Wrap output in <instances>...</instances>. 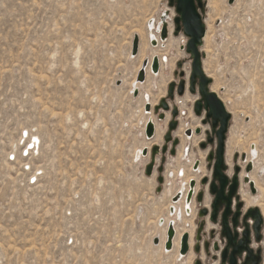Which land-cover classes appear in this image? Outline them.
<instances>
[{
    "label": "rangeland",
    "instance_id": "374dc122",
    "mask_svg": "<svg viewBox=\"0 0 264 264\" xmlns=\"http://www.w3.org/2000/svg\"><path fill=\"white\" fill-rule=\"evenodd\" d=\"M173 14L168 0H0V264L199 259L194 246L193 261L191 252L181 258L180 247L167 253L165 244L158 246L167 218L183 227L196 212V203L187 216L185 202L172 199L187 175L197 181L212 175L207 157L214 146L206 151L200 142L210 126L201 122L203 134L191 140L181 131L182 156L160 152L153 176L146 175L152 149L166 144L172 119L171 112L169 121L159 119L166 112L155 114V107L164 99L171 109L181 105L185 135L200 120L193 113L199 95H168L171 83L191 74L187 36L173 30L160 47L149 42V22L156 32L160 24L173 25ZM203 18L209 28L200 48L203 67L232 115L229 173L241 170L242 197L247 194L254 202L247 206L264 213V0H216ZM155 56L167 57L161 73L159 66V75L150 72L133 87L144 60ZM150 117L157 129L147 141ZM198 162L202 167L195 171ZM173 206L181 220L171 215Z\"/></svg>",
    "mask_w": 264,
    "mask_h": 264
},
{
    "label": "flooded vegetation",
    "instance_id": "af4514ba",
    "mask_svg": "<svg viewBox=\"0 0 264 264\" xmlns=\"http://www.w3.org/2000/svg\"><path fill=\"white\" fill-rule=\"evenodd\" d=\"M168 1H169L170 6L174 9V12H175V14H173V25L170 23H167V22L163 23V25L160 24V26L158 27V29H161L160 36L157 33V31L156 32L154 31V33L157 35V38L159 39V46L158 47H160L162 45V43L160 42V38H161L162 29L164 26L167 27V30L169 33V35H168L169 38L172 36L173 30H174V34L177 33V35H180V34L185 35V28H184V24H183L184 22L182 20L181 15H179L177 12L178 0H174L173 5H171L170 0H168ZM206 2H207L206 0H201L202 6H200L198 0H194L195 8H196L197 12L201 15L203 21H204L203 14L205 13L206 8H207ZM171 29H172V31H171ZM188 43H189V38H188L187 45H188ZM187 45H186V49H187ZM149 59L152 60V58H149ZM160 61H161V58H160ZM162 61L167 63V59H166V61H164V60H162ZM162 61H161L160 73L162 70ZM191 75H192V70H191V74H190L188 80H187V77H184V75H181V77L183 79H181L179 83H175V89H174L175 91H174L173 96H169L170 98H175L176 94L178 95V93H177L178 86L182 81L185 83V92L182 96H179V95L178 96L184 97V96H186L188 90L190 92ZM198 89H199V80L197 79L196 84H195V93L193 95H199V98L194 99L195 102H194L193 113L195 114L196 117H200L199 118L200 120L198 121L199 123H197V125H198L197 129H201L200 135L203 134V132L205 130V128L202 125H207V126H210V128H211V131L206 134L207 140L205 141L204 139H202L200 141L201 144L207 143L206 149H208L209 146H214V151H210L208 154V157H207V162H208L209 155L211 153H216L217 138H216L215 133H213L211 120L207 119V117H206L207 112L205 111L204 104H203V108L201 110V115L197 116L195 113L196 103L202 99L200 94H199ZM174 108H177L178 115L175 118V121L177 122V129L175 131H173V137H174V139H178L179 137L181 138V140L179 139V145L176 148V155L175 156H177L178 155V148L183 142L180 132L183 131V135L187 139L191 140L195 136L194 134H195V131L197 129L196 130H194L195 128L194 129H188V130L193 131L191 138L188 137L187 134L185 135L184 134L185 128L183 130H181L182 125H180V121H181V116H186V113L181 111V105H180V107L175 106ZM174 108H172L170 110V112ZM163 114L166 115V118H167L166 121H169L170 120V119L168 120L169 112H166ZM171 118H172V114H171ZM171 121H173V118L169 122H171ZM205 121H206V124H204ZM201 122H202V125H201ZM197 125H196V127H197ZM202 136H200V137H202ZM210 138L214 139V143H212V144L208 143V139H210ZM170 144H171V146H170ZM170 144H168V145L165 144V145L160 147L161 150L164 146L168 147V152L166 154H163V155L167 156L168 153L170 154V149L172 148V143H170ZM206 149H203V150H206ZM161 154H162V152H161ZM225 157H226V167H227L225 174H226L227 178L229 179V183L226 187L225 194L223 195V197L219 200V202L217 204H216L217 195L216 194L213 195L211 193V185L213 183H216V185L219 187V182L214 180V164L213 163L208 162V164H209L208 167H209V169L212 170V175H210V176L204 175V176L200 177L199 181L192 180V181L196 182V186L194 188V194L191 198L190 203L191 204L196 203V207H195L196 219H195L194 223L197 227L195 235L193 237V241H194L193 246H194V248L197 244L200 246L199 252H196L194 250L195 254L198 255V257H199V259L196 260L194 264H196V262H199V264H205L204 263L205 259L212 260L213 264H264V251H263V246H264V215H263V212H261V210L257 207L250 208L247 206V203L244 201V199L242 197L243 189H242V173H241V170L239 169V172L236 173V169L238 168L237 167L233 174L229 173L230 172L229 171L230 166L227 163V158H228L227 151L225 153ZM156 163L157 162H155V164ZM195 166H196L195 168L197 171L200 170L199 167H202V166H200L199 162L197 164H195ZM235 176L238 177V185L236 187L234 195L230 198V201H229V200H227V197H229L230 187L233 183V179ZM205 178L208 179V182L206 185L202 186L201 181ZM250 181L255 183V181H253L251 178H250ZM190 185H191V183H190ZM198 185H199L200 189L198 188ZM255 187L257 189L256 183H255ZM196 188H198L199 190L196 191ZM190 190H191V188H190ZM190 190L188 189L187 192L189 193ZM201 192L204 193L203 200H202V202H198L197 197H198L199 193H201ZM188 193H186L187 197H188ZM176 197H180L178 201L174 200ZM208 197H209V202H210L209 206H207L205 204L206 199ZM181 199H182L181 195L180 196L176 195L175 197H173L174 202H180ZM193 204H192V208H193ZM215 204L217 206V210H216L215 220L212 221V217L215 213V209H214ZM256 209H259L260 216H261L260 218L258 217V214L256 213ZM202 210H207V215L201 217L200 213ZM198 219L202 220L201 223H199V225L197 224ZM202 226H203V228H202V231L200 233L201 240L198 241L197 240L198 233L201 230ZM186 234L189 235V251L185 256H187L191 252V249H192L191 248V235L189 232L183 233V235L181 237V246H182L183 236ZM175 237H176V231H175V236L173 237V247H174ZM167 242H168V232H167L166 243ZM166 243H165V247H166ZM172 250H173V248H172ZM180 250H181V247H180ZM182 256H184V255H182Z\"/></svg>",
    "mask_w": 264,
    "mask_h": 264
},
{
    "label": "water",
    "instance_id": "95a60500",
    "mask_svg": "<svg viewBox=\"0 0 264 264\" xmlns=\"http://www.w3.org/2000/svg\"><path fill=\"white\" fill-rule=\"evenodd\" d=\"M236 0H229L230 4H234ZM174 0H170L171 5H173ZM200 6H202L201 0H198ZM177 12L179 15H181L184 28H185V35L189 38V43L187 45V53L192 58V75H191V84H190V92L192 94L195 93V84L197 79L199 80V94L201 96V100L196 103L195 106V113L197 116L201 115V110L204 108L207 112V119L211 120L212 122V129L213 133H215L217 138V149L216 153H211L208 158L209 163L214 164V180L219 182V187L216 185V183H213L211 185V193L214 195L216 194V204L219 202V200L223 197L225 194L226 187L229 183V179L227 178L225 171L227 169L226 167V147H227V135L229 133V126L232 121V115L231 113L226 109L225 104L221 101L219 96L213 92L210 88L212 84V80L207 76L205 73L204 67H203V60H202V53H201V47L203 45L204 38L206 36V25L204 21L202 20L201 15L197 12L194 0H178V9ZM169 33L167 30V27L164 26L161 32V39L166 40ZM177 35V33H175ZM139 38L138 36L135 37L133 41V56H136L139 51ZM159 66L160 62L158 58H155L152 63V71L157 73L159 72ZM146 78V73L144 70L139 72L138 75V81L144 82ZM175 89V83H171L169 86L168 95L173 96ZM138 91H135L137 93ZM185 92V83L182 81L178 86V95L182 96ZM163 109L165 112H170L171 108L170 105L166 102V100H162L160 103V106L155 107V114H158L159 110ZM146 110L151 111V105H146ZM173 121L169 123L168 126V132L165 135V143L168 145L172 143V148L170 149V154L172 156L176 155V148L179 145V139H174L173 137V131L177 129V122L175 121V118L178 115L177 108H174L171 111ZM159 119L165 120L166 115L160 114ZM206 124V121L204 122ZM155 124L150 121L147 125L146 129V136L149 139H153L155 137ZM188 136H191L193 134V131L188 130L187 132ZM201 129H197L195 131L196 135H200ZM208 143L212 144L214 143V139L210 138L208 139ZM202 149L207 148V143L201 144ZM162 152V154H166L168 152V147L164 146L161 150L159 146H156L152 149L151 155L153 157L152 162L148 165L146 168V175L148 177L153 176L154 170H155V156ZM149 154V150H145L143 152L144 156H147ZM250 170V168L248 169ZM161 171V170H160ZM239 172V168L236 169V173ZM163 177L159 178V183H163ZM208 182V179L205 178L201 181V185L204 186ZM238 185V177L235 176L233 179V183L230 187V193L229 197H227V200L230 201V198L234 195V192L236 190V187ZM251 190L252 192L256 191L254 183L250 182ZM191 190L188 193L187 199L189 202L191 201V198L194 194V188L196 186L195 181H191ZM204 193H199L197 200L198 202H202ZM179 200L180 197H176L175 199ZM174 199V200H175ZM214 206L215 213L212 217V221L215 220L216 210L217 206ZM256 213L258 214V217L260 218V212L259 209H256ZM207 215V210H202L200 213V216ZM203 226L201 227V230L198 233L197 240H201L200 233L202 231ZM175 236V229L173 226H171L168 230V242L166 243V249L172 250L173 248V237ZM154 244H158V239H154ZM196 252H199L200 246L197 244L194 248ZM189 251V235H184L182 239V246L180 250L181 255H186ZM196 264H199V262H196Z\"/></svg>",
    "mask_w": 264,
    "mask_h": 264
},
{
    "label": "bare ground",
    "instance_id": "6f19581e",
    "mask_svg": "<svg viewBox=\"0 0 264 264\" xmlns=\"http://www.w3.org/2000/svg\"><path fill=\"white\" fill-rule=\"evenodd\" d=\"M216 4V0H208V8H213L214 7V5ZM164 21V20H163ZM210 27V26H209ZM150 29H153V21H150L149 22V27H148V30H149V42H150V44L152 43V44H158V46H159V39L157 38V35L154 33V31L152 32H150ZM211 29V28H210ZM157 31V33L158 34H160V31H161V29H157L156 30ZM171 31H172V29H171ZM211 32V31H210ZM206 36H205V38H204V43H206V45H207V40H208V36H209V28H208V32H206ZM139 38V37H138ZM160 38V37H159ZM173 37L171 36L170 38H169V40H167L168 42L172 39ZM139 41H140V38H139ZM166 41V42H167ZM160 42L163 44L165 41L164 40H161V38H160ZM155 48V47H154ZM169 50V49H168ZM153 54H155V53H153ZM167 55V54H166ZM133 56V55H132ZM133 57H135V56H133ZM155 58H158L159 59V62H160V69H161V61H160V58H159V56H155V57H152V60H150V59H145L144 60V62H143V65H142V67H141V69H140V71H142V70H144L145 71V73H146V76H149L150 75V72L152 73V74H154V75H159V74H156L155 72H153L152 71V63H153V60L155 59ZM164 61H166V58H164L163 59ZM150 69V70H149ZM139 71V72H140ZM160 73V72H159ZM143 84L142 82H140V81H138V78H137V83L135 82V83H133V87H137V84ZM134 91H139L138 89H135ZM215 92V91H214ZM148 96H146V99H147V101H148ZM152 113V112H151ZM151 113H147L149 116L151 115ZM191 114V113H190ZM190 117H192V115H190ZM194 117V116H193ZM166 120H167V118H166ZM150 121H152L154 124H155V127H156V129H157V122L155 121V119L153 118V117H150L149 119H148V122H150ZM199 123V122H198ZM197 127H198V125H197ZM201 127V126H200ZM181 130H183V127H181ZM181 133V132H180ZM182 133H183V131H182ZM182 135V134H181ZM160 139H161V136H158ZM203 138V137H202ZM146 139H147V141H152L153 139H149L147 136H146ZM36 141V140H35ZM37 142V141H36ZM37 144V143H36ZM181 147H183L182 145H181ZM149 150V149H148ZM256 152V151H255ZM182 154H183V151L182 150H180L179 151V155H177V156H179V157H181L182 156ZM140 155L141 154H138L137 155V157H140ZM228 165L230 166V163H228ZM196 167V166H195ZM194 167V170L195 171H197L196 170V168ZM194 175L195 174H192V175H187V179H186V182H185V184L182 186V188H181V192H178L177 193V195L178 196H182V199H181V201L180 202H185V212H186V215L187 216H191V214H192V204L189 202V200L187 199V194L186 193H188L187 191H188V183H189V181L191 180H195V177H194ZM251 179L253 180V181H255V177H251ZM199 180V179H198ZM191 181H190V183H191ZM250 181V180H249ZM251 182V181H250ZM190 183H189V190H190ZM252 183H254V182H252ZM254 185H255V183H254ZM199 188V187H198ZM256 188V187H255ZM199 189H197L196 188V191H198ZM185 194H186V196H185ZM243 199H244V201L247 203H249V204H253L254 202H252L251 200H250V198L247 196V194H244L243 195ZM175 201H178V198L177 199H175ZM254 201H257V200H254ZM180 202H174L173 201V199H172V203H174V204H179ZM209 197L206 199V202H205V204L207 205V206H209ZM175 207H177V206H175ZM175 207L173 206V207H171V209H170V213H171V215H175V213L177 214V216H178V218H179V220H181V218H182V215H183V213L181 212V211H179V212H177L176 211V209H175ZM193 209H194V207H193ZM263 215H264V213H263ZM195 216H196V213L194 212V214H193V217L189 220V219H184V222H183V227H179L177 224H175V222L174 221H171L170 223H169V221H170V219L169 218H167L166 219V224H165V226L164 227H161V232H162V236H161V244L159 245V239H158V247H161V248H164V244L166 243V241H167V239H166V236H167V232H168V229L171 227V226H173L174 228H175V231H176V237H175V239H174V246L175 247H173L176 251H178L179 250V247H181V237H182V235H183V233L184 232H188V230H187V228L186 227H191V229H190V234H191V246H193V233H194V230H195V225H194V219H195ZM168 223H169V225H168ZM165 250H166V252L168 253V252H170V251H172V250H167L166 249V247H165ZM164 250V251H165ZM180 256H181V258H184V257H186V256H182L181 254H180ZM189 256H190V260H192L193 261V259H194V256L192 255V252L189 254ZM192 261H190V262H192Z\"/></svg>",
    "mask_w": 264,
    "mask_h": 264
},
{
    "label": "built area",
    "instance_id": "2783aa9c",
    "mask_svg": "<svg viewBox=\"0 0 264 264\" xmlns=\"http://www.w3.org/2000/svg\"><path fill=\"white\" fill-rule=\"evenodd\" d=\"M187 151H188V152H191L190 149H188ZM157 163H158V162H157ZM158 164H159V163H158ZM158 164H157V165H158ZM194 164H195V163H194Z\"/></svg>",
    "mask_w": 264,
    "mask_h": 264
}]
</instances>
